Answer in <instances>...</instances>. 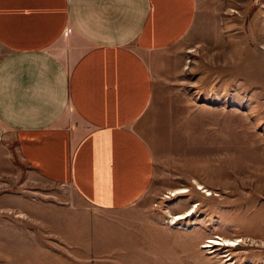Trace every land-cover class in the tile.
Here are the masks:
<instances>
[{
    "label": "rangeland",
    "instance_id": "rangeland-1",
    "mask_svg": "<svg viewBox=\"0 0 264 264\" xmlns=\"http://www.w3.org/2000/svg\"><path fill=\"white\" fill-rule=\"evenodd\" d=\"M196 9L174 46L185 103L150 140L161 187L131 210L100 212L68 185L3 164L0 264H264V0ZM220 239L237 246L209 243Z\"/></svg>",
    "mask_w": 264,
    "mask_h": 264
},
{
    "label": "crops",
    "instance_id": "crops-1",
    "mask_svg": "<svg viewBox=\"0 0 264 264\" xmlns=\"http://www.w3.org/2000/svg\"><path fill=\"white\" fill-rule=\"evenodd\" d=\"M196 10V0H0V167L68 185L100 212L153 194L150 140L185 103L174 46Z\"/></svg>",
    "mask_w": 264,
    "mask_h": 264
},
{
    "label": "bare ground",
    "instance_id": "bare-ground-1",
    "mask_svg": "<svg viewBox=\"0 0 264 264\" xmlns=\"http://www.w3.org/2000/svg\"><path fill=\"white\" fill-rule=\"evenodd\" d=\"M200 189H203V188H200ZM186 193L185 190H177L176 192H174L172 194V197H175V196H178V195H182ZM188 213L185 214V215H176V216H173L171 217V221H173V224H176V222L178 221H181V220H184L190 216H192V214L195 212L193 211L192 208H190L188 211ZM190 212V213H189ZM219 240V239H218ZM209 243H211L212 245L211 246H223V247H229V248H232V247H236L237 244L235 243V241H231V240H223V239H220V242L218 241H215V240H211L209 241ZM205 247V246H204ZM206 248V247H205Z\"/></svg>",
    "mask_w": 264,
    "mask_h": 264
}]
</instances>
